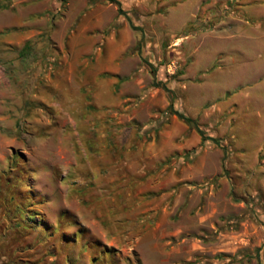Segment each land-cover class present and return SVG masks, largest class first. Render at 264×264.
<instances>
[{"label": "rangeland", "instance_id": "obj_1", "mask_svg": "<svg viewBox=\"0 0 264 264\" xmlns=\"http://www.w3.org/2000/svg\"><path fill=\"white\" fill-rule=\"evenodd\" d=\"M116 1L0 0V264H264V0Z\"/></svg>", "mask_w": 264, "mask_h": 264}, {"label": "trees", "instance_id": "obj_2", "mask_svg": "<svg viewBox=\"0 0 264 264\" xmlns=\"http://www.w3.org/2000/svg\"><path fill=\"white\" fill-rule=\"evenodd\" d=\"M61 2L63 0H60ZM111 1H114L116 3H118L116 0H111ZM117 11L118 13L121 12V9L119 7H117ZM172 112L180 119L182 120L183 122H185L186 124H192L194 126V128L196 129L197 133L200 134V137L201 139H204V136H203V132L202 130L198 127V125L188 116H185L184 114H182L181 112L179 111H176V110H172ZM209 138L211 139H214L212 137L209 136Z\"/></svg>", "mask_w": 264, "mask_h": 264}]
</instances>
